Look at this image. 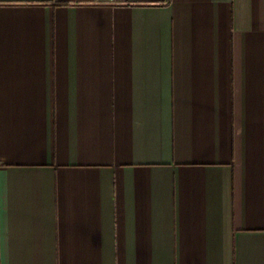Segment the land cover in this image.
Here are the masks:
<instances>
[{
  "label": "crops",
  "instance_id": "obj_1",
  "mask_svg": "<svg viewBox=\"0 0 264 264\" xmlns=\"http://www.w3.org/2000/svg\"><path fill=\"white\" fill-rule=\"evenodd\" d=\"M0 264H264V0H0Z\"/></svg>",
  "mask_w": 264,
  "mask_h": 264
},
{
  "label": "built area",
  "instance_id": "obj_2",
  "mask_svg": "<svg viewBox=\"0 0 264 264\" xmlns=\"http://www.w3.org/2000/svg\"><path fill=\"white\" fill-rule=\"evenodd\" d=\"M98 2H107L109 0H97Z\"/></svg>",
  "mask_w": 264,
  "mask_h": 264
}]
</instances>
